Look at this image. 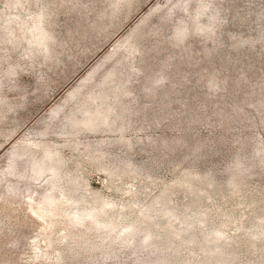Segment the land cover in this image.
<instances>
[{"label":"rangeland","instance_id":"1","mask_svg":"<svg viewBox=\"0 0 264 264\" xmlns=\"http://www.w3.org/2000/svg\"><path fill=\"white\" fill-rule=\"evenodd\" d=\"M160 255L264 264V0H0V264Z\"/></svg>","mask_w":264,"mask_h":264},{"label":"trees","instance_id":"2","mask_svg":"<svg viewBox=\"0 0 264 264\" xmlns=\"http://www.w3.org/2000/svg\"><path fill=\"white\" fill-rule=\"evenodd\" d=\"M178 39V38H177ZM210 51V50H209ZM209 55H210V57H211V53H209ZM185 58H187V56L185 55V56H183V57H181L180 59H181V61H175V63H174V68H176V69H178L184 62H187V61H185L184 59ZM148 62V61H147ZM152 67H151V65L149 66V62H148V64H147V70H150ZM175 70V69H174ZM148 72V71H147ZM170 80H172V77H171V75L170 76H168V78L164 81V82H166V81H170ZM158 82H160L159 80H158ZM243 83V81H241L240 80V85ZM216 86V84L213 82L212 83V85H210V87L212 88V89H214V87ZM162 95V97H165V96H167V92L165 91L164 93H162L161 94ZM159 97H161L160 95H159ZM242 103V102H241ZM241 103H240V105H238V106H236L234 109H233V111L235 112V113H237L238 111H239V108H240V106H241ZM167 106V104L166 103H162V106H161V110H163V109H165V107ZM251 107H252V105H251ZM191 109V103H190V105H189V103L188 104H186V105H184V109L182 110V113H188L189 112V110ZM139 115H141L142 117H144V116H146V115H148V113H146L145 112V109H142V108H139L138 110H136V111H134L133 113H131V118H133L134 116H139ZM177 114H175V115H171L170 117H169V115H161L160 114V120L162 119H164V120H166V119H168V120H171V119H173V117H175ZM216 115H217V119H218V123L220 124V125H226V123H227V120H226V117H225V114L223 113V112H221L220 110H218L217 112H216ZM162 116V117H161ZM206 121V118H204L203 116H201L200 114H197V115H195V116H193V117H191V118H189L188 120H186L185 122H184V124H183V126H181L180 125V128H181V130L182 131H188V130H190V129H192L193 127H195V125H197V124H199V123H204ZM189 138V137H188ZM219 143V140L218 139H214V140H212V141H209V143H197V142H195V141H192V139H187V137H185V135H183V136H180V137H177L176 139H173V140H171V141H169L168 143H163V141H160V142H158V145L160 146V147H165V149H166V151L167 152H174V151H179L180 149H183V148H185L190 154H192L193 155V153H195L196 155H200V153H203V150L205 149V147H207L208 145H211V146H215V145H217ZM262 152H263V150H259V155H261L262 154ZM167 155V154H166ZM165 159V158H164ZM162 162L161 163H165L166 162V160H163V159H160ZM181 160L183 161V158H181ZM180 161V160H179ZM232 164V163H231ZM239 165V164H238ZM252 166H253V164L250 166V168H249V171H250V169H252ZM127 168H128V166H127ZM137 169H139V167H137V166H132L131 167V172H134L135 170H137ZM214 172V171H213ZM226 172H228V171H226V169H225V171H224V173H226ZM214 174H216V175H214L215 177V179H216V181L217 180H219V179H217V178H219V177H221L222 175L221 174H219V173H214ZM232 174H237V173H232ZM236 176V175H235ZM238 176V175H237ZM213 180V179H212ZM214 181V180H213ZM199 194H202V192H200ZM163 198V197H162ZM257 202V201H256ZM189 228H193V227H189ZM191 244H193V243H191ZM163 256V257H162ZM166 257V258H165ZM170 258L171 257H169V255H160L159 256V258L155 261V264H160V263H164L165 261L167 262V261H169L170 260ZM172 259V258H171Z\"/></svg>","mask_w":264,"mask_h":264},{"label":"bare ground","instance_id":"3","mask_svg":"<svg viewBox=\"0 0 264 264\" xmlns=\"http://www.w3.org/2000/svg\"><path fill=\"white\" fill-rule=\"evenodd\" d=\"M35 29L39 32V35L41 36L40 38L43 39V37H45V34L43 32V29L41 28V25L38 24L35 26ZM34 31V30H33ZM93 120H95V117L93 116H88L87 118H85L83 124L86 126V127H90L93 125ZM38 170L40 171L41 170V167L39 166L38 167ZM189 183V182H188ZM191 187V186H190ZM61 188V187H60ZM58 204V201L56 199H54L53 197L49 196V197H46L43 204H41L38 208H37V211H38V215L40 217H42L43 214H51L53 212V208L56 207V205ZM87 217L88 218H91L93 219L94 218V214L91 212V213H88L87 214ZM48 218V217H47ZM72 219L73 221H79L80 219V216L78 214H73L72 215Z\"/></svg>","mask_w":264,"mask_h":264}]
</instances>
